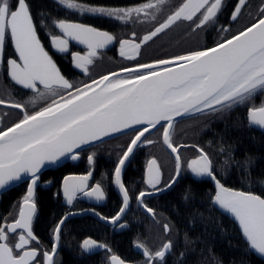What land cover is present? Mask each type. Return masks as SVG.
<instances>
[{
    "label": "snow or ice",
    "instance_id": "6c2138e0",
    "mask_svg": "<svg viewBox=\"0 0 264 264\" xmlns=\"http://www.w3.org/2000/svg\"><path fill=\"white\" fill-rule=\"evenodd\" d=\"M55 2L81 16L91 15L126 23L134 19L155 21L166 0H142L126 7L92 5L78 0ZM246 5L247 0H236L230 13L231 20L235 21ZM223 7L224 0H182L139 42L134 32L131 38L119 40V54L134 60L142 45L177 23L187 21L194 24V30L203 28L215 22ZM44 15L43 11L37 13L39 17ZM39 23L43 24V20ZM53 24L59 29L58 35L50 36L51 46L56 51L69 52L70 41L87 47L84 55L71 53L73 65L85 74L99 50L115 40L107 31L68 19H56ZM37 27L38 22L28 0H0V64L5 63V42L10 40L17 58L6 60L7 75L17 85L31 89L39 98H51L46 106L31 114L23 104L0 99V105L7 104L23 112L22 119L0 130V189L21 181L25 176L28 178L16 218L8 223L7 217H0V264H54L63 225L73 213H66L55 224L50 250L32 247L33 242L39 243L33 232V220L37 214L35 193L42 169L55 165L61 158L77 160L82 146L125 129H134L135 134L114 169V184L122 194V206L111 217L92 210L106 223L125 228L127 223H121V220L132 197L122 180V170L141 143H153L146 138L151 129L161 126L163 143L175 156V175L163 188L157 187L162 179L157 160L152 158L147 162L145 183L152 191H140L135 200L153 217L155 211L144 203V199L176 182L181 172L179 150L188 147L172 142L177 118L193 113H223L234 106L246 105L248 125L264 129V99L258 105L255 102L257 96L264 97V5L255 22L214 47L124 67L80 86H74L61 74L41 43ZM39 86H43V91ZM137 125L140 127L135 128ZM192 147H196L199 155L187 162V169L197 178L208 177L214 182L216 191L212 201L232 214L239 223L247 246L264 257V197L225 187L214 173L208 153L199 146ZM94 157L95 154L87 156L89 165L94 163ZM250 163V158L243 162L245 166ZM92 175L89 171L86 175L63 178L62 191L67 204H73L78 195L96 201L105 199L101 183L89 188L88 181ZM163 228L165 232L170 231L168 224ZM9 234H15L14 243L8 242ZM135 246L142 250L145 264H165L173 242H164L155 252L140 242ZM80 247L84 253L98 248L108 253L112 251L107 244L92 238H85ZM184 256V252L179 254L180 264H183ZM109 261L110 264H126L116 254H111Z\"/></svg>",
    "mask_w": 264,
    "mask_h": 264
},
{
    "label": "flooded vegetation",
    "instance_id": "af4514ba",
    "mask_svg": "<svg viewBox=\"0 0 264 264\" xmlns=\"http://www.w3.org/2000/svg\"><path fill=\"white\" fill-rule=\"evenodd\" d=\"M172 0H166V6L170 5ZM34 18L38 22L37 32L38 36L40 37L41 43L43 44L45 50L52 56L54 62L56 63L57 67L60 69L62 75L65 76L70 82L73 83L74 86H80L83 83H90L93 79H98L102 76V73L108 74L110 72H116L117 70H110L113 68L114 65L117 64L118 60L121 58L126 62H131L133 60L125 59L121 57L118 52L119 47V40L121 39H128L131 37V34L134 32L136 34L137 42L139 39L146 34L148 31L152 30L157 24H155L152 28V24L156 21L151 20H132L129 22H119L117 23L116 20H104L108 23L110 28L103 27L102 25L96 26L89 23H85L79 20H71L65 17H55L53 14H45L43 17L37 16V12H35L34 7L32 5V1L28 0ZM226 0H224V7L222 11L218 14V18L224 19L223 26L226 28V17L229 15L230 18V11L227 9ZM164 10V6L162 7ZM175 9V8H174ZM173 9V10H174ZM239 17V16H238ZM166 18V17H165ZM43 20V24L39 23V20ZM56 19H68L74 22H80L83 24L91 25L97 27L101 30L107 31L111 33L115 37L114 44L107 50H99L98 55L93 59V63L88 66V73H83L80 69L74 67L72 63V56L71 53L79 52L81 55H84L87 52V47L77 44L75 41L69 42V52L67 53H60L56 51L50 43V36L53 34H59V29H56L53 21ZM234 22V21H233ZM178 25L177 31H175L174 27ZM176 25L172 26L170 29H167L164 33L159 34L157 37L153 38L152 41H149L147 44L142 45L140 49V53L136 58H140L143 60L142 53L146 51V46L151 45L152 43H157L160 45H167V41L171 39V44L176 37L180 35L184 28L191 29L189 32H185L187 36H191L196 32L197 29L194 30V24L191 22H179ZM122 27H127V31H120ZM111 29V30H110ZM167 31H170L172 34H165ZM161 35V36H160ZM192 44V43H191ZM177 43L170 46V48L177 47ZM4 60L5 63L0 64V99H4L9 101L10 103H20L24 105L25 110L31 114L33 111L39 110L41 107L47 105L50 102L49 97L39 98L35 92L31 89L24 88L21 85H17L11 78L7 75V67H6V60L8 58H17V54L15 53L14 46L10 40H6L5 48H4ZM135 58V59H136ZM134 59V60H135ZM155 60H148L143 63H152ZM139 63V64H143ZM137 65V64H136ZM135 65H129L124 67H134ZM122 67V68H124ZM105 74V75H106ZM40 90L43 91V86H39ZM264 99V97L257 96L256 104L258 105L260 101ZM245 113H247V106L244 105ZM224 115L226 117V111L223 113H210L208 115L209 119L219 118L220 116ZM246 115V114H245ZM23 118V112L20 109L12 108L6 105H0V130L10 127L12 124L18 122L20 119ZM201 117H191L187 119V121H195L200 119ZM247 121V115H246ZM176 120L174 121V130L172 134V142L174 145H187L183 142L182 136L185 133L186 129L183 126V123L175 124ZM250 128L254 129L257 132L264 133L259 129L254 127ZM162 128L161 126H157L156 129L146 134V138L148 140H152V144L141 143L133 152L132 156L130 157L129 161L126 163L124 170L122 172V180L125 183V186L129 189V195L132 197L130 200L129 208L121 220V223H127V227L121 228L120 231L117 230L118 226L109 225L103 223L102 221L95 218L92 214H84V215H75L69 218L63 225L61 239L59 241V247L57 250V254L54 258V264H69V260L77 261V264H83L87 261L95 259L96 264H110L109 256L114 254L112 251L111 253L106 252L104 249H96L90 253L82 252L80 247L82 241L85 238H92L100 242V240L93 236V235H81L77 232L72 224V220L75 218H82L86 217L91 223H94L98 229H101L102 226H106L110 229L111 235L116 237L117 234L127 231L130 234V244L132 245L133 251L139 254L138 258L135 261H126L131 262L133 264H145V257L142 253L136 251L134 246L137 242L143 244H159L168 240L163 239H154L151 237L150 232L148 229H153L154 233H158L166 236L168 232L164 231L163 225L168 224L165 216L163 215L166 211V205L169 200L172 198V194L170 192H182L181 186L183 184H193L197 187L198 184L203 183L207 187V191L210 190L211 192H215V186L212 181L208 177H195L190 170L187 169V162L191 159L195 158L199 155L196 147H192L193 145L199 146L203 148L205 152L208 153L210 159L213 162L211 157V152L213 150V132L211 129L207 130H200V134L197 136L196 142L192 145L188 144V147H181L179 150V154L181 156V172L179 177L177 178L176 182L170 187L160 192H154L152 195L146 196L144 199V203L147 204L149 207L153 208L155 211V216L148 214L141 205L135 200V196L140 191H152V189L145 183L146 179V171H147V162L148 160L155 158L157 163L160 166V170L162 173L161 183L157 187L163 188L166 185L170 178L175 175V157L172 155L166 145L163 143L162 139ZM135 132L130 131L110 139H106L95 143L93 145L84 147L79 151V158L77 160L67 159L64 158L58 164L52 166L51 168L47 169L46 171L40 174V182L41 183H48L50 185L47 188L54 187L57 183H59L58 192L54 193V198L61 203L63 217L66 213L71 212H83L87 210L95 209L96 212L102 214L106 217H111L116 214L119 208L122 206V195L120 194L117 186L114 184V169L116 163L119 160V157L122 155L123 151L126 150L128 143L132 136H134ZM199 137V138H198ZM163 151L168 158V161L162 162L159 158L160 151ZM95 154L94 163L89 165L87 156ZM213 170H214V163H213ZM89 171H92L93 175L88 181L89 188L95 185L97 182L101 183V186L105 192V199L103 201H96L95 199L78 195L77 198L74 200L73 204H67L63 193L61 192V184L63 178L69 175H86ZM215 173V170H214ZM216 174V173H215ZM42 187H38L35 193L36 205H37V214L33 220V232L34 235L38 238L39 243H32V247H38L41 249H51V244L53 243V226L50 225L48 231L45 233L43 229V222L40 220L39 214L42 209L40 204V196L42 192H38V189ZM211 188L213 190H211ZM46 189V188H44ZM196 192H205L203 190H198L195 188ZM5 192L0 194V217H7V222L11 223L15 218L18 212V204L21 201V198L25 195H18V192L14 196H8L4 194ZM10 193V192H9ZM116 196V197H115ZM136 203V204H135ZM212 204L216 206L220 211L222 208L219 205H215L212 201ZM140 209L142 212H145L149 216V220H143L140 217L136 216V213ZM224 212V211H222ZM11 213V215H9ZM157 215V216H156ZM61 219V218H60ZM169 225V224H168ZM52 228V229H51ZM138 234H142V238L140 241L136 240ZM156 238V237H155ZM16 239L15 234H9V243H14ZM116 239V238H115ZM159 240V241H158ZM102 243V242H100ZM162 245L160 247H162ZM160 249V248H159ZM158 249V250H159ZM112 250V249H111ZM157 251V250H156ZM170 254V253H169ZM168 254V255H169ZM167 255V256H168ZM166 256V258H167ZM42 261V257L39 258ZM158 264V262H156ZM166 264V262H165Z\"/></svg>",
    "mask_w": 264,
    "mask_h": 264
},
{
    "label": "trees",
    "instance_id": "16d2710c",
    "mask_svg": "<svg viewBox=\"0 0 264 264\" xmlns=\"http://www.w3.org/2000/svg\"><path fill=\"white\" fill-rule=\"evenodd\" d=\"M31 1L35 12L43 11L45 14H53L58 18L65 17L96 26L102 25L106 28L110 27L105 21L114 20L91 15L81 16L78 13H73L72 10L63 9V6L58 5L55 0ZM78 2L126 7L138 4L142 0H78ZM181 2L182 0H172L168 7L165 4L164 10L161 9L157 13V19L151 28L161 22ZM226 2L227 9L231 12L236 0H226ZM262 5H264V0H247L246 7L234 22H230L229 15L226 17V28L223 26L224 19L222 18L197 29L191 36L186 35L191 29L188 31V28H184L180 35L172 38L174 39L172 44L169 39L167 45L157 43L147 45L146 51L142 53L143 60L136 58L131 62H126L120 58L108 72L148 60L170 59L177 55H184L189 51L210 48L255 22L260 16ZM127 29V27H122L120 31L126 32ZM222 29H227V31H222ZM175 43L178 46L170 48ZM105 74L106 72L102 73V75ZM245 108L244 105L234 106L231 110L226 111V117L222 115L213 119H209L210 113H193L177 119L175 124L183 123L186 131L181 142L187 145L196 142L200 130L208 129L209 131L211 129L214 133L211 157L217 178L227 188L252 192L264 197V133L257 132L248 126ZM196 116L201 118L187 121V119ZM249 158L251 163L245 166L243 162ZM26 188L27 182H23L5 191L4 194L14 196L18 192V195H22L26 192ZM58 188L59 183L52 188L38 189V192H42L40 196L42 209L39 217L44 223L42 227H44L45 233L50 225L54 229L55 224L63 215L61 203L54 198L53 193L58 192ZM181 188L182 192H170L174 194L171 195L172 198L167 203L166 211L163 214L170 226V231L166 236L155 234L153 229H148L154 239L173 242V248L166 258V264H180L179 254L181 252L185 253L183 264H264V258L247 246L239 223L232 214L222 212L212 204L215 192L210 190L206 192L207 187L203 183L198 184L197 187L193 184H183ZM195 188L205 192H196ZM211 190L213 189L211 188ZM138 210L136 216L143 220H149V216L145 212ZM72 224L79 234L97 237L100 242L107 244L114 254L126 261H135L139 257V254L133 251L129 242L131 236L127 231L117 234L115 239L108 227L102 226L101 229H98L86 217L75 218L72 220ZM142 236V234H138L136 240L140 241ZM161 245L162 242L145 244L151 252L158 250ZM69 264H77V261L69 260ZM83 264L96 263L93 258Z\"/></svg>",
    "mask_w": 264,
    "mask_h": 264
},
{
    "label": "water",
    "instance_id": "95a60500",
    "mask_svg": "<svg viewBox=\"0 0 264 264\" xmlns=\"http://www.w3.org/2000/svg\"><path fill=\"white\" fill-rule=\"evenodd\" d=\"M232 22H233V20H231ZM72 22H74V21H72ZM78 23H80V22H78ZM104 31V30H103ZM111 34V33H110ZM131 38V37H130ZM129 39V38H128ZM115 41V40H114ZM114 41L111 43V44H109V45H107L105 48H103V49H100V50H107V49H109L113 44H114ZM77 44H79L78 42H76ZM81 45H83V44H81ZM83 46H85V45H83ZM86 47V46H85ZM214 47V46H213ZM118 52H119V47H118ZM75 67V66H74ZM119 71V70H118ZM61 72V71H60ZM62 74V73H61ZM177 119H179V118H177ZM176 119V120H177ZM164 122L162 121L161 122V124H163ZM157 126H159V125H157ZM140 126L139 125H137V126H135V128H139ZM251 127H254V128H256V129H259V130H261V131H264V129H260V128H258L257 126H254V125H252ZM134 129H125V130H123L122 132H120V133H113V134H111V135H109V136H106V137H103L101 140H99V141H95V142H93V143H91V144H89V145H84V146H82V148H84V147H87V146H90V145H93V144H95V143H98V142H100V141H103V140H106V139H110V138H112V137H115V136H118V135H121V134H124V133H127V132H130V131H133ZM154 129H151L149 132H151V131H153ZM148 132V133H149ZM148 133H146V134H148ZM166 147H167V145H166ZM81 148V149H82ZM167 149H168V151L172 154V155H174L172 152H171V150L167 147ZM80 150V149H79ZM135 151V150H134ZM175 157V156H174ZM64 158H61V160L60 161H62ZM59 161V162H60ZM58 162V163H59ZM128 162V161H127ZM126 162V163H127ZM58 163H56V164H58ZM55 164V165H56ZM52 166H54V165H48V166H46L45 168H43L42 169V172H44V171H46L47 169H49V168H51ZM125 166H126V164H125ZM124 166V167H125ZM123 170H124V168H123ZM123 170H122V172H123ZM41 172V173H42ZM147 172V171H146ZM179 177V176H178ZM177 177V178H178ZM177 178H176V180H177ZM210 179V178H209ZM211 180V179H210ZM28 181V178H27V176H25L21 181H19V182H14V183H12V184H10L8 187H6L5 189H0V194L1 193H3V192H5V191H7V190H9L10 188H12V187H14V186H17L18 184H21V183H23V182H27ZM212 181V180H211ZM212 183L214 184V182L212 181ZM62 184H63V181H62ZM62 184H61V192L63 193V191H62ZM50 185V183H39V185H38V187L40 186V187H42V188H47L48 186ZM214 186H215V184H214ZM37 187V188H38ZM240 191H242V190H240ZM245 192V191H244ZM121 194V193H120ZM254 194V193H253ZM122 195V194H121ZM256 195H258V194H256ZM215 204V203H214ZM129 205H130V203H129ZM215 205H217V204H215ZM129 208V207H128ZM128 210V209H127ZM127 210H126V212H127ZM222 211H224L225 213H227V211L226 210H224V209H222ZM71 213H73L72 215H69L68 216V218H67V220L69 219V218H71L72 216H75V215H84V214H92L95 218H97L98 220H100V221H102L103 223H106L104 220H101L97 215H94L93 214V211H91V210H87V211H83V212H71ZM126 214V213H125ZM125 214H124V216H125ZM123 216V217H124ZM123 217H122V219H123ZM66 220V221H67ZM65 221V222H66ZM106 224H109V223H106ZM109 225H111V224H109ZM117 230L118 231H120L121 230V228H117ZM134 248L136 249V251H138V252H140V253H142V250L141 249H139V248H137L136 246H134ZM99 249V248H98ZM96 250V249H95ZM94 251V250H93ZM260 255V254H259ZM261 256V255H260ZM262 257V256H261ZM264 258V257H263ZM126 262V261H125ZM126 264H133V263H131V262H126Z\"/></svg>",
    "mask_w": 264,
    "mask_h": 264
},
{
    "label": "rangeland",
    "instance_id": "374dc122",
    "mask_svg": "<svg viewBox=\"0 0 264 264\" xmlns=\"http://www.w3.org/2000/svg\"><path fill=\"white\" fill-rule=\"evenodd\" d=\"M166 17V16H165ZM177 27H178V25H176L175 27H174V29H175V31H177ZM165 34H172V33H170V31H167ZM159 158H160V160L162 161V162H165V161H168V158H167V155L161 150L160 151V153H159ZM229 213V212H228Z\"/></svg>",
    "mask_w": 264,
    "mask_h": 264
}]
</instances>
